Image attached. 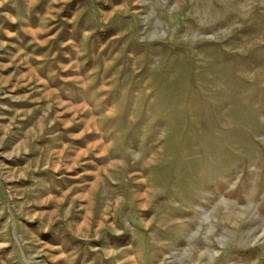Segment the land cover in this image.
Returning <instances> with one entry per match:
<instances>
[{
    "label": "rangeland",
    "instance_id": "obj_1",
    "mask_svg": "<svg viewBox=\"0 0 264 264\" xmlns=\"http://www.w3.org/2000/svg\"><path fill=\"white\" fill-rule=\"evenodd\" d=\"M264 264V0H0V264Z\"/></svg>",
    "mask_w": 264,
    "mask_h": 264
},
{
    "label": "crops",
    "instance_id": "obj_2",
    "mask_svg": "<svg viewBox=\"0 0 264 264\" xmlns=\"http://www.w3.org/2000/svg\"><path fill=\"white\" fill-rule=\"evenodd\" d=\"M100 264H104V262H102V260H100Z\"/></svg>",
    "mask_w": 264,
    "mask_h": 264
}]
</instances>
